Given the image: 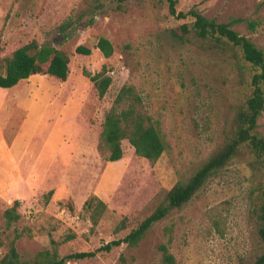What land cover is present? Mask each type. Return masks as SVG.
<instances>
[{
  "label": "rangeland",
  "instance_id": "1",
  "mask_svg": "<svg viewBox=\"0 0 264 264\" xmlns=\"http://www.w3.org/2000/svg\"><path fill=\"white\" fill-rule=\"evenodd\" d=\"M177 2L179 11L196 8L217 23L256 21L255 31L245 22L232 29L264 49V0ZM184 22L168 14L164 0H0V69L32 41L69 59L65 81L36 74L0 88V257L13 240L20 260L29 262L45 250L62 258L123 238L222 141L248 92L240 84L248 70L205 40L181 42L172 32L181 35ZM101 37L113 47L108 58L96 48ZM78 46L90 54H77ZM103 70L111 84L99 98L90 76ZM124 85L142 97L139 108L164 140L154 163L138 157L127 140L116 162L99 150L105 114ZM256 131L264 137V111ZM255 195L251 170L238 157L138 245L67 264H160L161 244L176 264L252 260L260 253ZM91 196L105 205L96 225L84 209ZM14 201L20 218L6 227L4 212Z\"/></svg>",
  "mask_w": 264,
  "mask_h": 264
},
{
  "label": "trees",
  "instance_id": "2",
  "mask_svg": "<svg viewBox=\"0 0 264 264\" xmlns=\"http://www.w3.org/2000/svg\"><path fill=\"white\" fill-rule=\"evenodd\" d=\"M167 11L177 21H187L179 26L181 35L174 30L172 34L181 42L188 36L205 40L214 51L232 56L239 70H248V76H241L240 84L248 92L241 106L235 112L230 128L223 133L222 141L214 148L208 158L188 177L177 182L165 194L164 199L138 225L123 238L112 240L93 251L71 253L60 258L56 249L39 252L34 260L24 262L15 248V240L9 244L0 264H67V261H82L108 253L121 245L134 247L145 237L147 231L157 222L175 210L182 209L209 181L219 176L234 159L243 157L251 170V178L256 185V195L252 198V214L256 223V236L260 243V253L252 260H241L240 264H264V137L257 131V121L264 111V49L257 47L250 39L238 34L232 26L245 22L246 27L255 31L258 23L241 19H232L228 23H217L203 16L196 8L187 11L177 9V0H164ZM96 48L108 58L113 47L106 38H99ZM2 47L0 46V52ZM75 52L89 55L90 50L78 46ZM68 57L52 46H39L35 41L16 49L11 56L3 60L0 69V88L11 89L31 76L42 74L65 81L68 75ZM99 98H102L111 84V78L104 70L90 76ZM142 97L131 85H124L117 94L113 105L106 112L99 136V150L104 153L107 162H116L122 158L121 143L127 140L138 157L151 163L156 162L165 149V143L159 129L151 118L141 111ZM52 195L49 191L47 198ZM19 202L14 201L4 212L6 227L16 223L20 216L17 212ZM84 209L91 212L94 225L105 211V205L95 196L89 197ZM124 223L122 222V225ZM17 238V237H16ZM161 253L160 264H176L174 255L167 244L158 247Z\"/></svg>",
  "mask_w": 264,
  "mask_h": 264
},
{
  "label": "crops",
  "instance_id": "3",
  "mask_svg": "<svg viewBox=\"0 0 264 264\" xmlns=\"http://www.w3.org/2000/svg\"><path fill=\"white\" fill-rule=\"evenodd\" d=\"M25 81H27V80H25ZM17 85H18V84H17ZM17 85H16L15 87H17ZM15 87H13V88H15ZM16 95H17V93H16ZM16 104H17V103H16ZM21 104H22V103H21ZM21 104L18 103L19 106H20ZM23 181H24V180H23ZM14 182H15V181H14ZM14 182H13L12 184H14ZM24 182H25V181H24ZM16 183H18V181H16L15 184H16ZM25 184H26V183H25ZM17 185H18V184H17ZM17 185H15V186H17Z\"/></svg>",
  "mask_w": 264,
  "mask_h": 264
}]
</instances>
